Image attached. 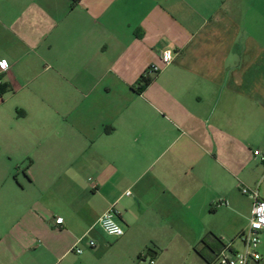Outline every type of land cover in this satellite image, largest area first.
I'll return each mask as SVG.
<instances>
[{
  "label": "crops",
  "instance_id": "obj_1",
  "mask_svg": "<svg viewBox=\"0 0 264 264\" xmlns=\"http://www.w3.org/2000/svg\"><path fill=\"white\" fill-rule=\"evenodd\" d=\"M2 61L0 264L242 250L241 187L264 200V0H0Z\"/></svg>",
  "mask_w": 264,
  "mask_h": 264
},
{
  "label": "built area",
  "instance_id": "obj_2",
  "mask_svg": "<svg viewBox=\"0 0 264 264\" xmlns=\"http://www.w3.org/2000/svg\"><path fill=\"white\" fill-rule=\"evenodd\" d=\"M173 52L165 50L161 54L162 67L152 66L144 76H151L158 74L163 67L169 66L173 61ZM10 66L7 62H0V85H2V76L9 70ZM254 156L259 157L264 163V154L260 151H254ZM242 195L248 196L252 199V214L249 221L248 228L240 236L242 243V250L238 252H231L228 248H223L216 256L215 264H257L261 261V255L258 251L260 245V234L264 232V200L260 197L257 189L251 190L246 187H241ZM126 195H130L129 192ZM223 203H218L221 205ZM118 212L115 207H109L99 218L98 226L108 236L119 238L123 235V229L119 224ZM57 225L62 224V219H56ZM90 248L95 247L94 241H88ZM72 252L77 255L82 254V250L78 246L72 248ZM139 264H147L142 260ZM151 264V263H149Z\"/></svg>",
  "mask_w": 264,
  "mask_h": 264
},
{
  "label": "trees",
  "instance_id": "obj_3",
  "mask_svg": "<svg viewBox=\"0 0 264 264\" xmlns=\"http://www.w3.org/2000/svg\"><path fill=\"white\" fill-rule=\"evenodd\" d=\"M157 74L155 75H149V76H142L141 79H140V82L142 84V88H140V91L143 89V88H146L148 87L152 81H153V77L156 76ZM6 91V88L4 86H1L0 85V97L4 94V92Z\"/></svg>",
  "mask_w": 264,
  "mask_h": 264
}]
</instances>
